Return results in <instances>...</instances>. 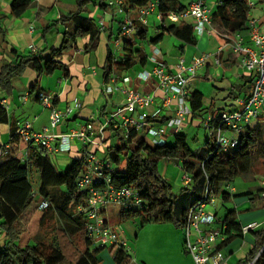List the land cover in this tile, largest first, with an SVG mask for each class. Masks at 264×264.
Segmentation results:
<instances>
[{
  "label": "trees",
  "instance_id": "obj_1",
  "mask_svg": "<svg viewBox=\"0 0 264 264\" xmlns=\"http://www.w3.org/2000/svg\"><path fill=\"white\" fill-rule=\"evenodd\" d=\"M148 2L149 0H126L125 9L144 7ZM76 3L77 10L61 18V22L70 27L64 34L61 48L54 50L49 58L29 54L4 65L0 70L1 88H10L14 78L21 76L28 68H38L42 63L44 73L53 74L62 68L58 58L74 46L79 38H90V45L87 47L89 51L97 48L100 34L98 27L92 18L83 16L91 0H76ZM30 5L31 0H12V11L24 10ZM182 9L180 0L159 1L158 11L164 16ZM249 14L247 0H220L212 18L222 28L220 30L234 34L246 31ZM165 22L164 20L162 23ZM164 29L186 44H197V37L190 24H172ZM136 30L137 38L146 39L145 28L138 26ZM162 37L163 33L154 40ZM136 47L137 43L126 41L125 56L117 62L109 55L105 69L106 81L110 79L114 69L129 71L138 61L146 62L142 49L136 50ZM187 101L193 117L198 116L203 110L202 94H189ZM211 117L217 120L220 115ZM1 123H8V112L0 103ZM216 124L219 128L221 122L217 121ZM113 136H118V131ZM111 138L108 137L107 142ZM119 139L122 141L121 147L108 148L110 160L104 159L114 168L112 183L117 188H132L143 201L142 208L120 207L122 220L140 217L143 224L172 223L178 228H184L191 208L205 200L209 202L218 194L223 202L229 203L235 193L231 191L233 187L229 183L240 177L252 178L257 166L264 170V118L246 127L238 137V144L227 151L210 134L205 147L196 151L190 148L186 135L182 133L175 136L173 144L166 141L160 146L150 145L146 136L134 129L130 130L128 138L121 135ZM22 146L26 156L24 153L20 157ZM164 159H177L184 174L191 178V183L179 195L172 192L171 185L158 172L159 162ZM123 161L126 162V172L122 174L119 166ZM85 165V158L82 156L60 172L42 148L25 144L17 135V128L13 129L10 149L0 157V231L7 238L6 244L0 247V264H103L98 253L106 246L94 248L95 243L87 236L86 216L78 210L87 201V194L77 188V180L84 172ZM34 175H39L40 178L38 189L33 185ZM225 184L226 187L223 186ZM263 192L261 185L256 193L252 191L248 196H253L254 200L260 199L264 210ZM43 203L48 206L41 209ZM37 212L42 215L38 232L31 244L20 247V237L27 232ZM219 225L224 237L218 245L219 250L245 236L242 232L244 226L238 222L236 210L228 209L225 218L219 220ZM251 232L255 237L254 246L249 258L239 264H249L257 257L254 264H264V226L259 231ZM78 239L82 241L83 248L79 247ZM114 249L112 246L116 264H131L132 257L128 252L121 248Z\"/></svg>",
  "mask_w": 264,
  "mask_h": 264
},
{
  "label": "crops",
  "instance_id": "obj_2",
  "mask_svg": "<svg viewBox=\"0 0 264 264\" xmlns=\"http://www.w3.org/2000/svg\"><path fill=\"white\" fill-rule=\"evenodd\" d=\"M195 1L180 0V3L185 9ZM219 1L205 0L211 16L215 13ZM125 2L126 0H91V3L86 6L84 17L92 18L97 24L103 19L105 23V29L100 32L99 43L94 51L87 49L90 45L89 37L79 38L74 46L58 58L62 63V68L53 74H45L42 63L38 65V68H28L21 76L14 78L10 88L0 87V98L6 100L8 112V123L0 124V147L10 146L13 129L17 128L18 124L29 123L34 131L50 127L51 111L37 99L39 92L52 96L55 106L67 112V116L58 129L53 130L58 134H68L86 123H92L95 133H98L102 124L106 123L108 116L124 105L125 97L120 93L123 87L133 88L144 95H153L155 103L147 109V112L150 115L159 113L156 118L157 123H165L176 111L177 100L172 99L171 105L166 107L167 95L158 88L157 79L152 77L144 81L139 78V75L152 73L160 63L164 64L166 71L173 74L177 71V65L181 59H184L186 65H191L196 57L204 54L212 55V59L197 71L188 84L189 94L195 92L202 94L203 110L196 117L191 115L189 122L172 135L175 137L178 133H182L187 137L185 130L193 125L196 119L201 120L200 123H195L200 127L204 126L203 122L209 116L243 110V104L253 92L254 75L243 69L240 57L234 55L231 48L225 45L226 41L216 34L199 36L195 33L197 44H186L167 33L165 29L163 30L164 27L168 28L172 24L168 21L163 24L158 19L160 14L158 10L153 13L156 17L148 16L146 25L140 23L136 25V29L142 26L147 30L146 39L137 38L135 29V38L127 40L137 43L136 50L142 49L146 62L138 61L129 71L114 69L110 79L106 81L105 69L108 66L109 55H112L113 61L115 56L122 58L125 56L124 45L120 48L115 46L124 16L129 15L131 19L137 20L134 8L125 9L126 12L123 14L118 12V4L122 3L125 8ZM247 3L250 8L249 18L259 21L261 31L264 33V0H247ZM77 8L76 0H31V5L27 9L13 12L12 0H0V70L4 65L15 62L18 57L29 54H40L43 58H49L54 50L61 48L64 34L70 28L61 22V18L75 12ZM213 22L216 29H222L218 23L214 20ZM162 33L161 39L154 40ZM241 36L245 46H253L247 31L241 32ZM215 59L220 60L219 65L215 64ZM184 77L189 76L184 74ZM109 87L112 88V92H108ZM25 96L27 99L24 101ZM115 133L108 128L106 130L107 140L108 137L114 138ZM121 135L122 131L118 132L116 138L119 140ZM113 138L110 142L106 141L105 148L98 150L92 147V150L98 151L97 155L104 153L105 149L112 147ZM25 152L22 146L20 157ZM82 152V145L79 142H73L69 153L53 154L50 158L56 159V165H54L57 169L65 166V171L73 160L82 158ZM232 187L235 193L230 200L233 205L231 209L236 210L238 222L242 226L260 223L259 228H262L264 210L243 215L245 211L250 210L247 197L253 189L245 185L241 192H238L236 187ZM258 187H261V183ZM41 216L40 213L38 222ZM27 235L28 232L20 237L18 243L20 247L33 242L35 234L31 237ZM240 239L245 240L244 242L235 240L221 249L225 255L223 264H239L249 258L254 244L249 240L247 243L248 237L246 236ZM6 242L5 234L0 231V247ZM133 262L132 264H140L134 261V258ZM178 264H193L191 256L185 249L184 259Z\"/></svg>",
  "mask_w": 264,
  "mask_h": 264
},
{
  "label": "built area",
  "instance_id": "obj_3",
  "mask_svg": "<svg viewBox=\"0 0 264 264\" xmlns=\"http://www.w3.org/2000/svg\"><path fill=\"white\" fill-rule=\"evenodd\" d=\"M159 1L149 0L146 6L136 8L137 20L131 19L129 15L124 16L119 35L115 41L117 48L124 45L125 41L135 38L136 24L146 25L148 16L158 10ZM112 5L114 4L112 3ZM118 5L119 13L126 12L122 3ZM158 19L161 22L165 20L171 24L190 23L194 32L199 36L205 34L219 35L226 41L225 45L231 48L233 54L240 57V64L243 69L254 75L253 92L246 103L243 104V110L225 112L217 120H215V117L209 116L203 122L204 128L209 131L210 136L215 139L223 150L227 151L235 147L238 144L239 135L245 128L264 118V33L261 31L259 21L249 18L246 31L253 46H245L240 32L230 34L215 28L211 12L208 10L205 0H196L188 8L171 12L166 16L160 13ZM96 25L99 32L105 29L103 19ZM120 58L115 56L114 62L119 61ZM210 59H212V55L204 54L196 57L191 65H186L184 59H181L177 65V71L173 74L166 71L164 64L160 63L152 73L139 75V78L144 81H148L152 77L157 79L158 88L167 95L166 107L171 105L172 99L177 100L176 111L165 123H157L156 118L159 113L150 115L147 112V109L155 103L153 95H144L133 88L123 87L120 89V93L125 97L124 105L108 116L106 123L102 124L98 133H95L92 123L80 125L68 134L53 132V130L58 129L67 116V112L58 109L53 102V97L43 92L37 95L43 106L51 111L50 127H45L41 131H34L29 123L18 124L17 135L20 139L25 144L42 148L49 156L62 152L69 153L73 142H79L82 145V156L85 158L86 165L84 172L77 180V188L78 191L87 194V201L78 210L86 216L87 236L95 245L106 246L111 244L113 247L121 248L130 254L132 249L129 247L124 233L107 223L105 213L113 205L125 209L142 208L143 201L137 191L132 188H117L114 186L112 183L114 168L104 159H100L97 156L98 151L92 150V147H96L98 150L105 148L106 130L108 128H111L114 132L122 131L125 138H128L130 130L134 129L144 134L150 145H164L170 135L177 133L189 122L192 112L187 101L189 95L188 84L195 77L197 71L203 68ZM215 64L219 65L220 60L215 59ZM184 74L189 77H184ZM125 80L128 81V79ZM108 92H112L111 87L108 88ZM23 99L25 101L27 96ZM0 103L7 109L6 100L0 98ZM217 121L221 122L219 128L216 127ZM9 149L10 146L0 148V157ZM184 181L185 185L188 186L191 183V178L184 174ZM261 185L264 190V179ZM231 191H234V189L232 188ZM214 202V198H211L209 202L206 200L200 202L187 213L184 225V245L186 252L192 258L193 264H223L225 261L224 253L218 249V245L224 239L221 229L212 228V225L219 223V218L216 214L207 211V205L209 203L214 204ZM47 206V203H43L41 209ZM202 226L205 228H202ZM259 226L257 223L249 224L243 227L242 232L247 235L249 232L258 229ZM257 258L249 264H254ZM132 263H134L133 258Z\"/></svg>",
  "mask_w": 264,
  "mask_h": 264
},
{
  "label": "rangeland",
  "instance_id": "obj_4",
  "mask_svg": "<svg viewBox=\"0 0 264 264\" xmlns=\"http://www.w3.org/2000/svg\"><path fill=\"white\" fill-rule=\"evenodd\" d=\"M151 16L156 17V14H151ZM150 16V17H151ZM153 25H151L152 27ZM200 119H196L194 124L185 130L187 134L189 146L193 150H197L205 147L207 143V138L209 136V131L204 128V126H196L195 123H200ZM231 135L230 133L228 134ZM123 136V135H122ZM175 142L174 135L168 138V143L173 144ZM122 141L118 140L116 137L112 139V147H121ZM100 159H109V150L105 149L104 153H98L97 155ZM56 159L51 158L53 164L56 165ZM62 168V169H61ZM65 166L59 167V171H64ZM119 172L122 174L126 172V162L123 161L119 166ZM158 172L166 180L172 188V192L179 195L182 190L186 187L184 181V172L180 167V163L177 159H164L159 162ZM264 179V170L261 166L254 168V176L252 178H236L233 182L229 183L231 186L237 188L238 192L244 188V186H250L253 192H257L259 183ZM40 184L39 175H34L33 185L35 189H38ZM227 184L223 185L226 187ZM247 205L250 207L249 211H245L243 215H250L252 213L261 212L260 199L254 200L253 196L247 197ZM253 199V200H251ZM214 204L209 203L207 205V211L216 214L219 220L225 218L227 210L233 208V205L225 203L220 198V194L214 197ZM240 201V199H237ZM41 212H37L28 226V237L36 234L39 229L38 219ZM107 223L110 226L116 228L120 232L124 233L129 247L130 256L134 258V261H138L140 264H178L184 259V241H185V230L184 228H178L172 223H156L149 222L143 224L140 217H135L132 219L122 220L120 216L119 206H110L108 212L105 216ZM1 223V219H0ZM260 224V223H257ZM219 223L217 225H212V228H219ZM247 226V225H246ZM202 228H205L202 226ZM262 228L256 229V231ZM250 243H255V237L252 232L247 235ZM245 240V239H244ZM243 239H236V241H243ZM79 247L83 248V243L78 239ZM102 247L101 244L95 245L94 248ZM112 245L108 244L102 250L99 251V257L103 260V264H116L113 259V252L111 250ZM117 247H115L116 249ZM114 249V250H115Z\"/></svg>",
  "mask_w": 264,
  "mask_h": 264
}]
</instances>
